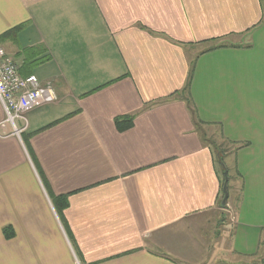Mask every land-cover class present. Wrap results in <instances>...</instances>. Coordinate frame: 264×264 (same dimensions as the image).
I'll use <instances>...</instances> for the list:
<instances>
[{"label":"crops","instance_id":"0c3cea01","mask_svg":"<svg viewBox=\"0 0 264 264\" xmlns=\"http://www.w3.org/2000/svg\"><path fill=\"white\" fill-rule=\"evenodd\" d=\"M0 47L57 95L0 126V264H263L264 0H0Z\"/></svg>","mask_w":264,"mask_h":264},{"label":"built area","instance_id":"2783aa9c","mask_svg":"<svg viewBox=\"0 0 264 264\" xmlns=\"http://www.w3.org/2000/svg\"><path fill=\"white\" fill-rule=\"evenodd\" d=\"M56 100L51 81L41 83L35 75L21 76L13 59L0 47V103L5 111L1 127L8 123L12 133L19 136L27 126L28 111ZM16 121H21V125Z\"/></svg>","mask_w":264,"mask_h":264},{"label":"rangeland","instance_id":"374dc122","mask_svg":"<svg viewBox=\"0 0 264 264\" xmlns=\"http://www.w3.org/2000/svg\"><path fill=\"white\" fill-rule=\"evenodd\" d=\"M16 123L19 124L20 122L16 121ZM210 130L211 129H209L208 127L204 128L205 137L207 138V140H210L211 142H213L215 144L216 147H219L222 150L223 154H225L226 151H229L230 145L228 143L222 141V139L218 136L217 130L214 128L212 130L213 133H211ZM230 160H231V158H229V157H223V162H224V164L226 163L227 167L230 166L229 165ZM227 174H228V172H227ZM26 217H27V215L23 216V221L18 222V224H19L18 227H21V228H46V227H48V226H46L47 220L42 215L38 216V218H39L38 221H32V222L29 221ZM229 220H230L229 219V213L224 209L219 211L217 213V215L214 216L213 221H214L215 239L220 238V234H221V231L223 230V226L227 225L226 223L229 222ZM57 224L60 228H62L60 222H58ZM48 225H49V222H48ZM47 235L51 236L50 234H47ZM43 239L44 240H42L41 238H38L39 241L46 243V240H47L49 242V244H51L53 238L50 237V238H43ZM28 240H29V238L21 237V241H22L23 245L26 243L28 244ZM1 243H3L2 240H0V244ZM217 252H218V249H217ZM219 254L220 255H218V256L215 255L214 260L211 263L209 261H207V264H237L236 262H234L233 259H231V258L228 259V258H226L225 255H222L221 253H219ZM192 264H206V261L204 259L200 263H192Z\"/></svg>","mask_w":264,"mask_h":264},{"label":"trees","instance_id":"16d2710c","mask_svg":"<svg viewBox=\"0 0 264 264\" xmlns=\"http://www.w3.org/2000/svg\"><path fill=\"white\" fill-rule=\"evenodd\" d=\"M221 45H219V46H221ZM212 48H215V47H211L209 49H212ZM194 63H195V58H193L190 61V67H189L187 82H186V85H185V90L188 88V86L190 84L191 77H192V73H193V69H194ZM188 103H189V106L191 107V110H190L191 111V114L193 115V118L196 119L197 124L199 125L201 122L197 120L196 115H195V110L192 107L191 102L188 101ZM130 120L131 119H129L127 122H129ZM119 122H120V120L119 119H116L115 123L118 124ZM204 142H207L208 144H210L214 148L215 153H218V155H217V163L219 164V166L221 168V173H223V166H222V164H224L223 163V156H224V154H223L222 150L219 147H216L215 144L213 142H211L210 140H207V139L204 138ZM223 180H224V176L222 174V179H221V198L223 196V194H222V184H223ZM50 199H51L52 205L54 207V210H55V212H56V214H57V216L59 218V221H60L63 229L67 233L65 221H64V218H63V211L68 206V204H67V198L64 195H58V196L50 197ZM2 229H3V234L5 235V238L8 239V238H11L13 236V233L14 232H13L12 225L8 224V225L4 226ZM262 263L264 264V262H262Z\"/></svg>","mask_w":264,"mask_h":264},{"label":"water","instance_id":"95a60500","mask_svg":"<svg viewBox=\"0 0 264 264\" xmlns=\"http://www.w3.org/2000/svg\"><path fill=\"white\" fill-rule=\"evenodd\" d=\"M223 166V176H224V180H223V184H222V199H221V205L225 206L227 199H228V174H227V169L225 167L224 164H222Z\"/></svg>","mask_w":264,"mask_h":264}]
</instances>
